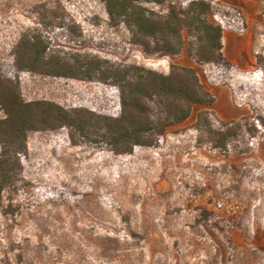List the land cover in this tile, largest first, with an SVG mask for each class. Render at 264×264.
Here are the masks:
<instances>
[{"label":"rangeland","instance_id":"374dc122","mask_svg":"<svg viewBox=\"0 0 264 264\" xmlns=\"http://www.w3.org/2000/svg\"><path fill=\"white\" fill-rule=\"evenodd\" d=\"M171 3L182 0L147 6L164 14ZM59 6L78 27L74 39L57 32L63 55L164 75L172 65L194 68L215 103L171 127L161 149L132 155L71 145L66 131L29 134L20 182L3 193L0 264H264V0H212L209 19L224 27L231 71L200 62L189 30L190 53L145 54L101 0H0V66L15 62L22 36L43 29ZM21 92L65 108L115 103L99 83L31 73ZM202 114L229 136L227 148L196 130Z\"/></svg>","mask_w":264,"mask_h":264},{"label":"trees","instance_id":"16d2710c","mask_svg":"<svg viewBox=\"0 0 264 264\" xmlns=\"http://www.w3.org/2000/svg\"><path fill=\"white\" fill-rule=\"evenodd\" d=\"M101 1L110 20L124 24L133 45L147 55L173 58L190 53L185 39L189 30L198 41L200 62L226 71L234 67L223 54L224 27L209 19L212 0L171 3L164 14L148 8L157 0ZM45 14L51 15L43 29L22 36L15 49V62L0 66V110L4 114L0 119V207L3 193L20 182L29 158L27 140L31 133L66 131L71 145L89 144L101 152L132 155L139 148L161 149L171 127L187 122L197 106L215 103L194 68L172 65L170 73L164 75L80 52L63 55L58 50L57 32L74 39L78 27L70 23L60 6ZM259 66L264 70L262 58ZM25 73L99 83L113 94L115 103L96 110L65 108L43 100L27 102L21 92ZM196 130L217 149L228 147L229 136H218L203 114Z\"/></svg>","mask_w":264,"mask_h":264}]
</instances>
